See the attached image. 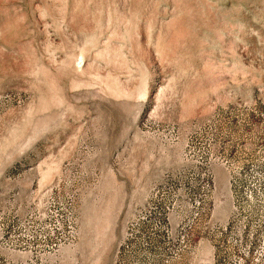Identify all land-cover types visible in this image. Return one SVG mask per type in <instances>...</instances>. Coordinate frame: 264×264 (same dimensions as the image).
I'll return each mask as SVG.
<instances>
[{"label":"rangeland","instance_id":"rangeland-1","mask_svg":"<svg viewBox=\"0 0 264 264\" xmlns=\"http://www.w3.org/2000/svg\"><path fill=\"white\" fill-rule=\"evenodd\" d=\"M0 264H264V0H0Z\"/></svg>","mask_w":264,"mask_h":264}]
</instances>
